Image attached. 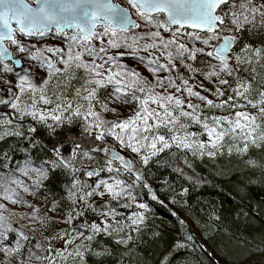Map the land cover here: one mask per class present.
Masks as SVG:
<instances>
[{
	"label": "snow or ice",
	"instance_id": "snow-or-ice-1",
	"mask_svg": "<svg viewBox=\"0 0 264 264\" xmlns=\"http://www.w3.org/2000/svg\"><path fill=\"white\" fill-rule=\"evenodd\" d=\"M257 21L264 25V0H127V6L119 0H0V73L5 74L0 141L16 137L29 143L21 149L26 158L15 167L9 150L0 153V264H32L33 259L54 264L53 257L64 255L83 261L101 234L125 228L139 234L150 210L137 200L140 188L151 189L144 169L166 149L214 157L227 138L237 142L229 146L230 154L264 144V84L240 71L247 65L255 73L252 65L264 63V44L244 41L245 31H254ZM53 34L61 46L44 42ZM128 59L147 65L149 75L129 66ZM73 72L81 73L83 84L75 99H67L60 82ZM204 91L214 92L215 98ZM122 109L131 115L121 118ZM211 109L228 114L206 115ZM193 125L202 131H191ZM40 126L51 138V157L37 161L28 153L43 143L36 136ZM205 135L207 140L200 138ZM66 144L71 145L67 154ZM179 161L191 168L186 157ZM175 170L194 180L179 162ZM54 172L64 180L60 192L47 183ZM29 196H41L42 203ZM96 197L103 202L98 204ZM153 198L159 199L154 193ZM122 201L124 208L142 211L120 213L112 207ZM89 212L96 218L89 219ZM121 215L123 222L117 219ZM20 219L26 224L20 225ZM59 223L70 227L35 244L52 256L30 250L25 256L34 233ZM195 239L189 228L174 245L190 251V264H196L197 248L207 251ZM53 240L66 247L54 249ZM131 240L128 235L117 243ZM94 254L103 256L107 250Z\"/></svg>",
	"mask_w": 264,
	"mask_h": 264
},
{
	"label": "trees",
	"instance_id": "trees-1",
	"mask_svg": "<svg viewBox=\"0 0 264 264\" xmlns=\"http://www.w3.org/2000/svg\"><path fill=\"white\" fill-rule=\"evenodd\" d=\"M119 1L127 6V0ZM250 27L252 26H246ZM244 41L256 46L264 44V25L257 21L254 31H245ZM9 46L14 51L17 50L14 45ZM143 66L147 70V65ZM79 126L77 123L76 129ZM36 136L43 143L30 149L28 155L37 161L49 158L51 138L47 129L40 126ZM23 148H29L27 140L8 137L0 141V153L10 151L12 167L26 158L25 152L21 150ZM70 148L71 145H65V154ZM121 151L127 154V150ZM181 157L187 158L190 169L179 161ZM178 162L188 175L194 177L193 181L175 170ZM144 171L159 199H154L149 189L140 188L137 200L149 205L148 213L151 216L147 217L146 223L154 227L153 231L140 235L139 239L132 240L128 245L117 243L111 236L101 234L95 241L99 247L107 250V254L93 256L96 264H114L118 261L123 264H159L167 249L176 244L177 240L182 241L189 228L196 238L195 243L207 246V251L197 248L199 256L196 264H264V167L218 170L193 156L188 150L173 147L152 157ZM3 172L4 168L0 167V175ZM102 178H107V174H102ZM63 182L62 174L54 172L47 183L56 192H60ZM182 188L188 189L186 194L181 193ZM28 199L37 204L42 203L41 196H29ZM213 215L220 219L214 220ZM181 220L186 223L182 225ZM19 224L24 225L26 221L20 219ZM54 226L52 224L32 235L27 242L25 256L29 250L39 256L48 255L49 252L36 249L35 244L50 236L54 237ZM11 239L14 241L15 236ZM166 257L168 259L165 264H190L193 259L187 249L174 250ZM2 259L3 254L0 253V260ZM32 264H47V261L33 259Z\"/></svg>",
	"mask_w": 264,
	"mask_h": 264
},
{
	"label": "rangeland",
	"instance_id": "rangeland-1",
	"mask_svg": "<svg viewBox=\"0 0 264 264\" xmlns=\"http://www.w3.org/2000/svg\"><path fill=\"white\" fill-rule=\"evenodd\" d=\"M22 40H25V42H27V39L23 36L19 37ZM35 39H40V38H35ZM44 42H46L47 44H49L50 46H61L63 44V41L59 38H57L56 36H49L47 37ZM255 47H260V46H256ZM13 53L16 56H19L20 54L18 53V51H14L12 49ZM130 66L134 67V68H139L140 71H142L145 75H147V70L144 68L143 65H138L137 61L133 60V59H128L126 61ZM253 68H255V73H252L249 69L248 66L245 65L243 69H241V75L244 77H247L248 79L253 80L254 82H256L257 85L259 84H264V63L261 64H254L252 65ZM149 75V74H148ZM5 74L4 73H0V81H2L4 79ZM14 79V77H13ZM201 80L204 81V84L208 87V88H212L213 85L210 81H208L205 77L201 76L200 77ZM83 84V80L81 79V73L79 72H73L70 73L67 77L61 79L60 82V89L59 91H61L64 95L65 98L67 99H75L76 98V92L77 89L81 88ZM53 88L55 89V85L53 84ZM197 90H201L202 89L199 88V86H197ZM204 95H210V98H215V93H211L209 94L208 92L204 91L203 92ZM101 95H104V93H101ZM42 107H54V105L48 106V105H41ZM237 110H250L255 112L254 109H237ZM206 115H224V114H228L225 113L223 110H217V109H211V110H206L205 111ZM131 115V112L126 110V109H122V115L121 118H126L127 116ZM187 122V121H185ZM191 131L197 132L199 133L200 131H202L201 128H199L196 125H193L190 129ZM201 139L207 140L208 137L202 136L200 137ZM237 142L233 141L231 138H227L224 142V149L222 152H218L216 156L214 157H209L208 155H204V156H200V155H193L192 151L188 150L193 156L197 157L198 159L202 160L203 162L207 163L210 166L215 167L218 170H232V169H236V168H260V167H264V144H258L259 146L257 147H253L250 145L249 147V151L245 154H240L238 155L235 150L230 154L228 153V148L229 146H235ZM47 157H51V155H48ZM249 160H254L256 162V165H250L249 164ZM107 199V198H105ZM96 202L102 203L103 201L99 198L96 197L95 198ZM139 202V201H138ZM141 203V202H140ZM12 207H16V206H12ZM112 207L116 208V210L120 213H128L131 211H142V209H139L137 207H133L131 209H126L123 207V201L117 205L116 203L112 204ZM87 217L89 219H95L96 217L92 214V213H86ZM151 216L148 211L146 212V217ZM117 219H119L120 221H124L125 217L124 215L118 216ZM76 225L78 226L81 221L77 220ZM152 225H150L149 223H146L143 227L142 230L139 234L136 233L135 228H125L124 231L119 232V233H113L112 235H109L112 237V239L114 240H118L120 238H127L128 235L132 236V240H137L139 239L140 235L143 234H150L153 230L152 228L154 227H150ZM70 226L67 224H63V223H59V224H55L54 226V232H53V236H55V234L62 228H69ZM131 240V241H132ZM130 241V242H131ZM129 242V243H130ZM128 243V244H129ZM128 244H122V245H128ZM175 244H173L172 246L169 247V249H167V251L165 252V257L167 254H169L170 252L174 251V250H178L174 247ZM62 247H66L63 243L62 240H53V248L54 249H61ZM90 247L92 248V252L87 253L86 254V260H78L77 258H75L74 256L69 257L67 255H64L63 259L59 258V257H53L54 259V264H96L95 260L93 258V256H95V252L96 251H104L105 248L99 247V245L96 243V241H94ZM68 251L71 252L72 249L68 248ZM49 256H52L53 254L51 252L48 253ZM165 257L164 259H161V261L159 262V264H165ZM114 264H123V262L118 261ZM129 264V263H128ZM184 264V263H183Z\"/></svg>",
	"mask_w": 264,
	"mask_h": 264
},
{
	"label": "water",
	"instance_id": "water-1",
	"mask_svg": "<svg viewBox=\"0 0 264 264\" xmlns=\"http://www.w3.org/2000/svg\"><path fill=\"white\" fill-rule=\"evenodd\" d=\"M10 50H11V48H10ZM11 51H12V50H11ZM12 52H13V51H12ZM150 191L156 195V191H155V189H154L153 187H151Z\"/></svg>",
	"mask_w": 264,
	"mask_h": 264
}]
</instances>
